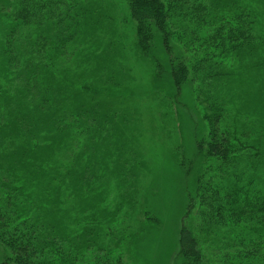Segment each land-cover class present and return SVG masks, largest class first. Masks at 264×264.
<instances>
[{"label":"trees","instance_id":"trees-1","mask_svg":"<svg viewBox=\"0 0 264 264\" xmlns=\"http://www.w3.org/2000/svg\"><path fill=\"white\" fill-rule=\"evenodd\" d=\"M155 139L172 264H264V0H0V264H149Z\"/></svg>","mask_w":264,"mask_h":264},{"label":"rangeland","instance_id":"rangeland-1","mask_svg":"<svg viewBox=\"0 0 264 264\" xmlns=\"http://www.w3.org/2000/svg\"><path fill=\"white\" fill-rule=\"evenodd\" d=\"M71 55V54H69ZM146 113L143 112V120L146 122ZM148 115V114H147ZM150 146V153L154 160L150 182L155 188L150 192L152 203L157 207L161 225L157 232L143 242L149 264H172L177 243V233L185 206L184 194L189 185V180L175 167L173 160L169 158L163 148L160 147L161 139ZM157 157V159H156ZM189 189V188H188ZM3 253L0 245V257Z\"/></svg>","mask_w":264,"mask_h":264}]
</instances>
